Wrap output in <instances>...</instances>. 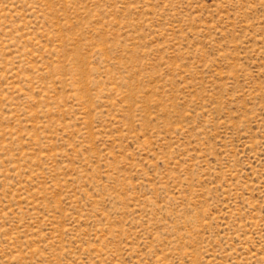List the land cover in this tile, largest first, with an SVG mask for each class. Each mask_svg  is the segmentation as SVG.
<instances>
[{"label": "rangeland", "instance_id": "obj_1", "mask_svg": "<svg viewBox=\"0 0 264 264\" xmlns=\"http://www.w3.org/2000/svg\"><path fill=\"white\" fill-rule=\"evenodd\" d=\"M0 264H264V0H0Z\"/></svg>", "mask_w": 264, "mask_h": 264}]
</instances>
